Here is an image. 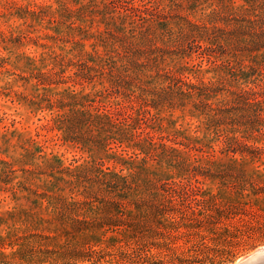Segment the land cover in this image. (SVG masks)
Listing matches in <instances>:
<instances>
[{
  "label": "rangeland",
  "instance_id": "374dc122",
  "mask_svg": "<svg viewBox=\"0 0 264 264\" xmlns=\"http://www.w3.org/2000/svg\"><path fill=\"white\" fill-rule=\"evenodd\" d=\"M263 29L264 0H0V264L264 246V125L235 95L264 89Z\"/></svg>",
  "mask_w": 264,
  "mask_h": 264
},
{
  "label": "trees",
  "instance_id": "16d2710c",
  "mask_svg": "<svg viewBox=\"0 0 264 264\" xmlns=\"http://www.w3.org/2000/svg\"><path fill=\"white\" fill-rule=\"evenodd\" d=\"M235 95L237 97L236 100H238V101L240 100L247 107L253 106V111L252 112L254 113L253 114L254 116H250L251 113H246L245 117L247 118V120L252 118V117H253V119H254V117H256V118H258L257 120L261 124L260 126H263L264 125V115H261L260 113L264 110V89H261V88H259L257 90H255L254 88L242 89V90H239L238 92H236ZM207 107H208V109H212V108H210V105H208ZM208 118H209V116H208ZM258 129L260 130V127ZM245 132L249 133V134L251 133L250 130H246ZM221 133H222V135L220 134V136H223V138H224V140L222 141L223 144L225 145V147L227 149H230L231 152H233V153L239 152L241 154H244V153L245 154H253V152L257 153V150L252 148V146L246 144L243 140L236 139V138H233V137H229L228 134H226L225 130H222ZM249 134H247V136ZM249 149H252L253 151L251 152V151H249ZM226 209L229 210V208H226ZM214 210L218 211L217 213L220 212L219 209L216 208V207H215ZM258 216L261 217L262 220L260 221V220L255 219L256 218V214H253V218H254L253 220H254L255 224L250 222L252 224L250 226L251 228L255 229L257 227V229L258 228L260 229V228L264 227V217L260 216V215H257V217ZM200 222H201V220H199L196 223L198 224ZM126 224H128V223H122L121 222V223H118L116 225H124V226L129 227ZM160 225L163 226L164 228L175 227V222L173 223V222L169 221L165 225L161 224V223H160ZM85 253L89 254L88 256H90V255H93L96 252H94L92 250H89V251H85Z\"/></svg>",
  "mask_w": 264,
  "mask_h": 264
},
{
  "label": "water",
  "instance_id": "95a60500",
  "mask_svg": "<svg viewBox=\"0 0 264 264\" xmlns=\"http://www.w3.org/2000/svg\"><path fill=\"white\" fill-rule=\"evenodd\" d=\"M235 264H264V246L254 249L241 257Z\"/></svg>",
  "mask_w": 264,
  "mask_h": 264
},
{
  "label": "bare ground",
  "instance_id": "6f19581e",
  "mask_svg": "<svg viewBox=\"0 0 264 264\" xmlns=\"http://www.w3.org/2000/svg\"><path fill=\"white\" fill-rule=\"evenodd\" d=\"M240 259H241V258H240ZM238 260H239V259H238ZM238 260H237V261H238ZM237 261H236V262H237ZM236 262H234L233 264H235Z\"/></svg>",
  "mask_w": 264,
  "mask_h": 264
}]
</instances>
